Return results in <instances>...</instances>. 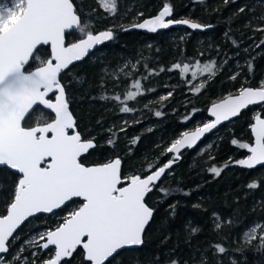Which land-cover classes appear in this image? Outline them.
Segmentation results:
<instances>
[{"label":"trees","instance_id":"16d2710c","mask_svg":"<svg viewBox=\"0 0 264 264\" xmlns=\"http://www.w3.org/2000/svg\"><path fill=\"white\" fill-rule=\"evenodd\" d=\"M10 3L11 0H0V5ZM164 3L172 6L173 20L190 19L212 25L211 29L201 34L186 29L151 35L122 32L155 16ZM74 4L94 34L108 29L114 34L112 41L60 76L77 131L85 140L94 138L96 144L81 158L85 166L118 157L123 177L128 174L143 177L149 174L150 164L154 171L167 163V147L183 132L193 131L205 123L209 106L229 94H237L242 86L256 88L264 81V44L260 43L264 32L255 30L264 27L260 18L264 17V0H117L114 15L103 11L94 0H74ZM168 34H176L177 41H170ZM80 37L77 30L69 33L66 41L70 44ZM253 42L260 45L256 50ZM41 52L47 58L50 50L45 47ZM213 61L215 76L198 74L196 79L192 78L197 62L203 65ZM133 62H136L134 68ZM30 63L31 67H26L29 71L37 66L36 62ZM177 63L189 64V71L182 75L179 69L173 68ZM122 67L121 74L118 70ZM233 75L237 77L235 80L231 79ZM136 80L140 81L143 94L126 101L132 111L122 113L119 109L125 104L113 97L120 95L124 100L127 91H135L132 84ZM201 83L204 87L195 92L194 88ZM164 96L168 98L162 100ZM255 110L264 118V105L247 110L207 137L199 147L181 155L180 162L146 198L154 214L144 235L143 247L122 251L112 264H172L173 261L177 264H264V247L256 242L235 244L251 225L264 226V166L252 171L237 165L235 161L245 159L249 153L231 143L236 139L252 144ZM39 111L48 120L53 118L41 108ZM157 111L162 115L157 117ZM28 126H34L33 122L28 121ZM136 138L139 139L133 144ZM215 138L208 153L197 156ZM109 139L114 143L109 145ZM211 167L222 169L220 175L210 172ZM3 178L11 183L18 177L0 168V179ZM254 182L259 186L249 188ZM6 198L10 199L0 196V215L6 214ZM75 204L81 203L73 201L52 216L40 215L29 220L10 242L8 253L1 258L3 264H18L10 256L23 246L27 237L57 227L63 221L57 217ZM217 220L221 222L218 230L215 229ZM217 245L224 247L225 252L219 253ZM52 253L39 250L32 255L31 250H25L21 255L30 264L33 260L40 264ZM62 264L87 263L79 249Z\"/></svg>","mask_w":264,"mask_h":264},{"label":"snow or ice","instance_id":"6c2138e0","mask_svg":"<svg viewBox=\"0 0 264 264\" xmlns=\"http://www.w3.org/2000/svg\"><path fill=\"white\" fill-rule=\"evenodd\" d=\"M97 3L105 12L116 13V0H97ZM172 12V6L164 3L156 16L132 27L150 32L173 24L187 25L192 29L212 27L190 19H168ZM69 30H78L81 37L66 45ZM255 30L264 32V27ZM113 35L111 29L94 34L89 24L82 21L74 0H11L10 5H0V168H6L18 177L11 183L7 178L0 179V196L10 197L5 199L6 214L0 215V254L9 251L14 233L30 217L53 213L74 198H80L82 203L68 213L62 223L28 243L42 250L54 247V255L40 264H61L78 248H82L87 264H112L120 250L143 244L145 228L154 213L146 203V196L179 159L181 150L194 147L205 133L223 121L237 117L250 105L264 102L262 81L256 88L242 86L237 94H229L213 103L209 111L215 119L194 131L183 132L166 149L167 153L177 155L154 171L150 164L149 174L143 177H123L122 162L118 157L103 164L85 166L81 157L96 144L94 138L85 140L76 131V121L69 110L60 75L74 62L82 60L94 46L111 40ZM260 43L264 44V40ZM44 46L50 47L47 58L41 52ZM30 62L37 64L31 71L26 68L31 67ZM194 67L193 79L198 74H216L214 61L203 65L197 62ZM173 68L179 69L183 75L189 71L190 65L177 63ZM236 78V75L231 77L232 80ZM203 87L201 83L194 91L199 93ZM132 88L135 91H127L124 100L120 95L113 97L125 104L119 109L122 113L132 111L126 101L143 94L139 80L132 84ZM50 94L55 95L54 100L49 98ZM167 98L161 97L162 100ZM41 106L50 110L53 118L48 120L39 111ZM155 115L159 117L162 113L157 111ZM254 119L251 124L253 144L236 139L231 141L250 153L245 159L235 161L248 169L264 166V118L257 114ZM28 121L34 126H28ZM138 139L132 143H137ZM107 142L109 145L114 143L111 139ZM209 171L219 176L222 169L211 167ZM258 186L255 182L248 185L252 189ZM258 229L264 232V226H254L246 234L248 242L257 239ZM259 239L264 247V235ZM216 248L219 253L225 252L220 245ZM23 251L22 247L15 257L21 264L27 260L22 258ZM0 264H3L2 259ZM32 264L37 262L33 260Z\"/></svg>","mask_w":264,"mask_h":264},{"label":"water","instance_id":"95a60500","mask_svg":"<svg viewBox=\"0 0 264 264\" xmlns=\"http://www.w3.org/2000/svg\"><path fill=\"white\" fill-rule=\"evenodd\" d=\"M158 14V13H157ZM156 14V15H157ZM155 15V16H156ZM154 17V16H153ZM152 18V17H151ZM148 19V18H147ZM168 19H172L173 20V18H172V15H171V17H168ZM143 21V20H142ZM141 21V22H142ZM140 23V22H139ZM137 24V23H136ZM125 29H127V30H125ZM125 29H123V31L122 32H124V33H141V34H146V35H151V34H157V33H160V32H163V31H168V30H171V29H186V30H188L189 32H192V33H194V34H201V33H204V32H207V31H209L211 28L209 27V28H204V29H192V28H190L189 26H187V25H183V24H173V25H170L168 28H164V29H158L156 32H150V31H148L147 29H140V28H133L132 26H129V27H127V28H125ZM75 31H77V30H69V32L68 33H66V36L69 34V33H71V32H75ZM113 38H114V35H113ZM113 38L111 39V40H108V41H105V42H103L102 44H100V45H96V46H94V48L93 49H91L90 51H89V53L82 59V60H80V61H76V62H74L72 65H70L69 66V69L70 68H72V67H74L75 65H77V64H80L81 62H83L87 57H89L92 53H94L95 51H97L102 45H104V44H106V43H108V42H110V41H112L113 40ZM65 42H66V45L68 44L67 43V41H66V37H65ZM45 47H48V46H44L43 48H45ZM49 48V50H50V47H48ZM27 67V66H26ZM68 70V69H67ZM66 71V70H65ZM65 71H63L62 73H61V75L65 72ZM60 75V76H61ZM53 97V100L55 99V95L54 94H50V97L49 98H52ZM264 105V102H261V103H259V104H255V105H250L248 108H246V109H244V110H242L241 111V113H240V115L242 114V113H244V112H246L247 110H250V109H253V108H257V107H261V106H263ZM212 106V105H211ZM211 106H209V108H208V110H207V120H208V122H211V121H213L214 119H215V117H213L212 115H211V113H210V111H209V109L211 108ZM41 109L42 110H44L45 112H47V113H49V114H51L52 116H54V114H52L51 112H50V110H47V109H44L42 106H41ZM70 110V109H69ZM240 115H238L237 117H233V118H231V119H229V120H227V121H223L221 124H219L215 129H213V130H211V131H209V132H207V133H205L204 134V136L203 137H201V139L196 143V145L194 146V147H192V148H184V149H182L181 150V152H180V154H179V159H176L175 160V162L173 163V165H172V167L170 168V169H168V170H166V172H165V174L161 177V180L173 169V167H175L179 162H180V160H181V155L182 154H184L185 152H187V151H191V150H194L195 148H197V147H199L202 143H203V141L207 138V137H209V136H211V135H213V134H215L216 132H218L222 127H224V126H226V125H228V124H230V123H232L233 121H235L236 119H238L239 118V116ZM255 122V121H254ZM202 127V126H201ZM195 130V129H194ZM193 130V131H194ZM76 131H77V129H76ZM191 132V131H190ZM251 136H252V144L254 143V136L252 135V132H251ZM94 149V148H93ZM93 149H90L89 150V152L91 151V150H93ZM88 152V153H89ZM88 153H86L85 155H83L81 158H83V157H85V156H87L88 155ZM250 154V153H249ZM177 154L176 153H167V156L169 157V158H171V159H173L175 156H176ZM262 166L261 165H257L255 168H252V169H248V168H246V167H244L246 170H256V169H258V168H261ZM8 170V169H7ZM11 173H13L14 174V172H12V171H10ZM160 180V181H161ZM159 181V182H160ZM158 182V183H159ZM157 183V184H158ZM123 186V185H122ZM148 196V195H147ZM147 196H146V198H147ZM80 201L81 203H82V201H81V199L80 198H74L73 199V201ZM73 201H71V202H73ZM71 202H68L65 206H62V208H60V209H56V210H54V212L53 213H40V214H37L36 216H34V217H30L27 221H25L24 222V224H22L21 225V227L20 228H18L17 229V231H16V233L29 221V220H31V219H33V218H35V217H37V216H40V215H43V216H52L53 214H55V213H57L58 211H60V210H62L64 207H66L67 205H69ZM154 214V213H153ZM152 220V219H151ZM151 220H150V222H149V224L146 226V228H145V232H144V235H145V233H146V230H147V228H148V226L150 225V223H151ZM16 233H14V236H15V234ZM144 235H143V240H144ZM12 240H10V242H11ZM144 243V242H143ZM10 244V243H9ZM143 247V244L142 245H140V246H132V247H126L125 249H122V250H120L119 251V253H121L122 251H128V250H138V249H141ZM79 249V248H78ZM77 249V250H78ZM81 250H82V248H80ZM50 250H53L54 251V247H50V249H48V250H42V252L43 253H47L48 251H50ZM82 252H83V250H82ZM8 253V252H7ZM7 253H5V254H7ZM118 253V254H119ZM5 254H0V257H2V256H4ZM74 254V253H73ZM71 258H66L65 260H63L62 262H61V264L63 263V262H65V261H67V260H70ZM86 262V261H85ZM87 263V262H86Z\"/></svg>","mask_w":264,"mask_h":264},{"label":"rangeland","instance_id":"374dc122","mask_svg":"<svg viewBox=\"0 0 264 264\" xmlns=\"http://www.w3.org/2000/svg\"><path fill=\"white\" fill-rule=\"evenodd\" d=\"M95 1V3L96 4H98L97 3V0H94ZM116 4H117V0H116ZM100 7V6H99ZM263 7H264V5H263ZM101 8V7H100ZM102 9V8H101ZM103 10V9H102ZM104 11V10H103ZM108 13V12H107ZM108 14H110V13H108ZM110 15H112V14H110ZM261 18V17H260ZM259 20V19H258ZM264 21V20H263ZM263 23V22H262ZM263 26H264V23H263ZM186 35V34H185ZM166 36H168V38H170V41H172V42H176L177 41V39H176V34H172V35H170V34H168V35H166ZM257 43H255V42H253L252 43V47H253V49L254 50H256L258 47H257ZM128 64H131V63H128ZM136 66V62L134 63L133 62V64H132V67L134 68ZM124 70V67H122L121 69H119L118 71H119V73H121L122 74V71ZM257 115V111L255 110V111H253V113H252V122H254L255 121V119H254V117ZM205 123H208V120H206L205 121ZM204 123V124H205ZM253 124V123H252ZM201 126H203V125H197L196 127H195V129L197 128V127H201ZM216 141V138L215 139H212L209 143H207L206 145H204L201 149H200V151H199V153L197 154V156L198 155H202V154H205V153H208V151L211 149V147H212V144L214 143ZM169 159H171V158H169ZM127 176H130L129 174L127 175ZM79 206V205H78ZM76 204L75 205H72L71 206V208H69L62 216H59V217H57V219L58 218H60L61 220H63V218L68 214V213H70L71 211H73V210H75L77 207H78ZM216 217V216H215ZM220 226H221V222L219 221V220H217L216 222H215V229L216 230H218L219 228H220ZM254 226H261L260 224H253V225H251L249 228H247L244 232H243V234H242V236H241V238H240V241L239 242H235V244L236 245H250V244H252L253 242H256L259 246L261 245V241H260V239H259V237L261 236V235H264V232H260L259 231V229L257 230V232H256V235H257V239H255V240H252L251 242H248L247 241V239H246V234L247 233H249L250 232V230L254 227ZM45 231H47V229H45V230H40V231H38V232H36V233H34V234H32V235H29L28 237H27V239L24 241V243H23V248H24V251L25 250H27V251H29V250H31V252H32V255H33V253H37L39 250L40 251H42V249H39L38 247H36V246H31V245H29V243H28V241H30V240H32L33 238H38V236H39V234H41V233H43V232H45ZM43 241H41V243H42ZM21 247V248H22ZM20 248V249H21ZM20 249L18 250V251H16V252H14V254H12L10 257H11V260H15V257H16V255L17 254H20ZM23 251V252H24ZM52 255H54V252L52 253ZM2 257H0V259H1ZM23 258V257H22ZM231 260V259H230ZM15 261H17V260H15ZM18 262V264H21V261H17ZM23 264H30V262L28 263V262H23ZM32 264V263H31Z\"/></svg>","mask_w":264,"mask_h":264},{"label":"flooded vegetation","instance_id":"af4514ba","mask_svg":"<svg viewBox=\"0 0 264 264\" xmlns=\"http://www.w3.org/2000/svg\"><path fill=\"white\" fill-rule=\"evenodd\" d=\"M80 203H81V202H80ZM79 249H80V248H79ZM79 249H78V250H79ZM80 250H81V249H80ZM50 251L54 252L53 250H50ZM81 251H82V250H81ZM48 252H49V251H48ZM48 252H47V253H48ZM73 255H74V254H73Z\"/></svg>","mask_w":264,"mask_h":264}]
</instances>
